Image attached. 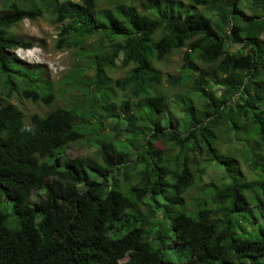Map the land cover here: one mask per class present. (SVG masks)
I'll return each mask as SVG.
<instances>
[{"label": "trees", "instance_id": "16d2710c", "mask_svg": "<svg viewBox=\"0 0 264 264\" xmlns=\"http://www.w3.org/2000/svg\"><path fill=\"white\" fill-rule=\"evenodd\" d=\"M6 1L0 10V200L6 194L13 210L0 207V264H264V225L251 235L241 213L257 207L264 216V0H247L250 11L240 0H190L188 6L147 0L139 7L131 0L103 9L97 0ZM46 15L59 28L56 48L82 59L65 78L78 91L72 104L27 119L15 93L46 104L58 95L39 66L18 59L15 52L34 42L13 28ZM178 49H185L184 70L170 83L179 89L177 108L187 121L172 110L171 88L153 93L162 80L154 63ZM117 59L134 67L114 81L125 94L114 114L109 101L117 94L107 68ZM99 110L103 122H126L127 136L120 139L116 127L98 138L92 153L65 158L62 145L96 132ZM145 125L144 139L137 140ZM242 159L255 178L239 173ZM209 165L215 175L191 210L187 193ZM161 217L187 248L185 261L166 259L154 247Z\"/></svg>", "mask_w": 264, "mask_h": 264}, {"label": "rangeland", "instance_id": "374dc122", "mask_svg": "<svg viewBox=\"0 0 264 264\" xmlns=\"http://www.w3.org/2000/svg\"><path fill=\"white\" fill-rule=\"evenodd\" d=\"M130 1L131 0H97L98 7L102 9L114 8L118 3L127 4ZM145 1L147 0H136L133 3L134 5L139 7ZM169 1L179 2L184 6H188L190 4V0ZM6 2V0H0V10L4 9V5L6 4ZM240 4L246 10L250 11V8L247 7V0H240ZM197 8L201 9V7ZM58 31V25H55L52 22L51 17L48 15H46L44 18H39L34 21L25 19L13 28V32L16 33L18 36L27 40H32L34 42V47L32 49L26 50V48H20L15 52L18 59L24 64H28L29 66H39L41 68L40 75L51 83H53L54 90L58 95V97H56L53 102H51L50 104H46L42 101H32L30 99H26L24 95L15 93L13 102L24 111L27 119H30V117L36 112L45 114L57 106H68L76 101V99L72 97V94L77 93L78 90H72L70 84L65 83V78L67 76L68 71H71V69L73 68H77V65L81 62L82 59L79 58L76 51L74 50H59L56 48ZM262 38L264 39V34ZM94 39L98 38H92L91 41L94 42ZM244 46L245 43L241 44L239 47L243 48ZM184 51L185 49L175 50L164 61L154 63L155 68L161 73L162 80L158 89H154L153 93H157L159 92V90H163V87L168 90L171 88L172 90H170L168 93L171 95V105L173 108L172 110L174 111L177 119H181L182 117L184 118V121H187L190 120L189 117H187V114L179 110L181 108H177L181 106L178 105L176 101L179 89L175 91L173 88L174 84L170 83V80L181 76L182 71L184 70ZM196 66L202 65L197 62ZM133 67V65L123 67L120 64L119 59H117V64L115 66L107 68V74L112 80L111 86L113 87V89H116L115 93L117 94V96L113 97L112 100L109 101L110 105L113 106L115 109L114 114H118L119 112H121V100L125 97L124 91H119L114 81L117 78H125L128 74L132 72ZM88 71V74L92 75L93 69H88ZM66 88H69V92L62 94L61 90H64ZM188 94L191 95L190 93ZM183 102L186 103L185 101ZM196 106H198V103H196ZM132 109L133 108H130V110ZM110 110L111 108L109 107V110L106 111ZM136 111L137 110H134V113L138 116L144 113L143 110L138 112ZM94 116V119L96 120V132H92L85 140L76 141L68 145H62L60 150L63 152L65 158L70 159L79 155H86L92 153L96 146L98 138H105L106 136H108V132H110L112 129H116V127L118 130L120 129V132L118 133V136L121 137L120 139H123L122 137L125 135L127 136L128 127L126 122L122 125L120 124L119 126H115L114 124L116 121H118V119L116 118H110L107 122H103L101 118H104L105 114L102 110L97 111V114H95ZM145 128L148 129V125L137 128V132L141 133V136L140 133L139 135H137V140L141 141L142 139H144V134L141 129ZM134 135L135 134L133 133L132 140L135 137ZM132 140L131 142L129 140H127L126 142L127 145L130 144V147L132 145ZM222 145L225 149H227L225 144ZM231 146L233 145L231 144ZM230 151L233 152L232 155L236 156L237 152L234 149H230ZM209 166V173H202L204 175V179L202 180V182L196 183L195 187L187 193V202L189 205V209L191 210H194L196 207H198V203L202 199V191L213 180L212 176H214L215 174H213L211 171H213L216 167L214 168L211 165ZM238 169L239 173H242L245 177H247L248 180L255 178V176L257 175L251 168L249 162H246V160L244 159L241 160ZM224 173L225 172L223 169L220 174ZM162 198L163 196H160L159 200H161ZM0 207L5 211H10L12 213L13 200L8 198L6 194L3 193V196L0 200ZM143 209L145 210V208ZM252 210L253 213H251L249 210L241 212L244 216V218L242 217V224L247 228L248 232H250L251 235H257L260 226L264 225V216L261 210H259L257 207ZM160 215H162L161 211ZM235 215V218H241V216H238L239 214L236 213ZM255 216L259 218L256 222L254 221ZM162 219L163 223L160 222V224L154 227V229H158L159 233L162 235V237L158 239V242L154 244V247L160 248L163 253V256L166 259L175 262L185 261L188 258L187 248L176 241L175 233L170 229V219ZM126 260H128V257L123 258L121 261L124 262Z\"/></svg>", "mask_w": 264, "mask_h": 264}, {"label": "clouds", "instance_id": "9594fccd", "mask_svg": "<svg viewBox=\"0 0 264 264\" xmlns=\"http://www.w3.org/2000/svg\"><path fill=\"white\" fill-rule=\"evenodd\" d=\"M30 49H32V48H30ZM26 50H29V49H26Z\"/></svg>", "mask_w": 264, "mask_h": 264}]
</instances>
